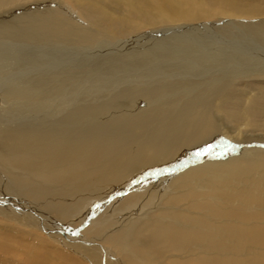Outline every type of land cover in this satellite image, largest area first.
I'll return each instance as SVG.
<instances>
[{
    "label": "bare ground",
    "instance_id": "6f19581e",
    "mask_svg": "<svg viewBox=\"0 0 264 264\" xmlns=\"http://www.w3.org/2000/svg\"><path fill=\"white\" fill-rule=\"evenodd\" d=\"M81 262L264 264V0H0V264Z\"/></svg>",
    "mask_w": 264,
    "mask_h": 264
},
{
    "label": "rangeland",
    "instance_id": "374dc122",
    "mask_svg": "<svg viewBox=\"0 0 264 264\" xmlns=\"http://www.w3.org/2000/svg\"><path fill=\"white\" fill-rule=\"evenodd\" d=\"M214 21H215V20H213V21L211 20V21H209L208 23H212V24H213ZM249 21H250V20H249ZM251 21H255V22H257L258 20H254V19H253V20H251ZM259 21H260V20H259ZM213 26H214V24H213ZM223 31H224V30H223ZM223 31H222L221 33H223ZM225 32H226V31H225ZM197 163H198V162H197ZM195 164H196V163H195ZM171 170L173 171V168H171V169H169V170H165V171L162 172V173L165 174V175H169V174H170L169 172H170ZM172 171H171V172H172ZM157 173H158V172H157ZM170 175H171V174H170ZM1 198H2V197H1ZM78 234L80 235V233H78ZM195 247H196V246H195ZM111 260H114V258L109 259V261H111ZM81 263L84 264L85 262H81Z\"/></svg>",
    "mask_w": 264,
    "mask_h": 264
},
{
    "label": "snow or ice",
    "instance_id": "6c2138e0",
    "mask_svg": "<svg viewBox=\"0 0 264 264\" xmlns=\"http://www.w3.org/2000/svg\"><path fill=\"white\" fill-rule=\"evenodd\" d=\"M211 151V147L209 146L208 148H206L205 150H204V154H206V153H208V152H210ZM202 153H200V152H198L197 153V155H201Z\"/></svg>",
    "mask_w": 264,
    "mask_h": 264
}]
</instances>
